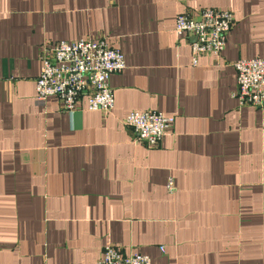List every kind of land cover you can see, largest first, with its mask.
<instances>
[{"label": "crops", "instance_id": "0c3cea01", "mask_svg": "<svg viewBox=\"0 0 264 264\" xmlns=\"http://www.w3.org/2000/svg\"><path fill=\"white\" fill-rule=\"evenodd\" d=\"M229 10L219 57L177 15ZM123 51L114 109L37 98L44 47ZM264 57V0H0V264H96L112 245L152 264H264V107L241 105L235 62ZM175 117L156 146L133 111ZM172 178L176 190H168Z\"/></svg>", "mask_w": 264, "mask_h": 264}, {"label": "built area", "instance_id": "2783aa9c", "mask_svg": "<svg viewBox=\"0 0 264 264\" xmlns=\"http://www.w3.org/2000/svg\"><path fill=\"white\" fill-rule=\"evenodd\" d=\"M234 23L229 10L204 8L196 14L177 15L175 31L178 36H190L193 65L198 56L212 54L219 57L227 44ZM123 51L112 47L105 39L99 41L61 40L44 47L40 74L36 79L37 98L44 101L57 96L63 109L73 111L83 94L88 95V109L108 114L113 111L115 99L110 86L113 74L126 68ZM237 70V88L233 92L241 105L264 107V57L241 58L234 64ZM175 122L173 115L157 110L133 111L124 119L139 140L158 145ZM168 190L176 187L172 178ZM96 264H152L149 255L134 253L128 256L108 245Z\"/></svg>", "mask_w": 264, "mask_h": 264}]
</instances>
